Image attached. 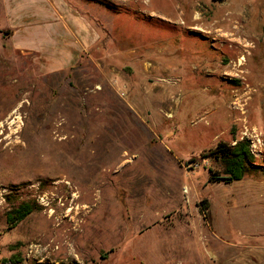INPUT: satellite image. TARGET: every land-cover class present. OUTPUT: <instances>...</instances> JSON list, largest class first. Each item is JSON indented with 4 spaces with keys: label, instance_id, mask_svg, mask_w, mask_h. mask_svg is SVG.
I'll list each match as a JSON object with an SVG mask.
<instances>
[{
    "label": "rangeland",
    "instance_id": "obj_1",
    "mask_svg": "<svg viewBox=\"0 0 264 264\" xmlns=\"http://www.w3.org/2000/svg\"><path fill=\"white\" fill-rule=\"evenodd\" d=\"M76 5L70 68L0 48V264H264V0ZM242 139L258 167L210 181Z\"/></svg>",
    "mask_w": 264,
    "mask_h": 264
},
{
    "label": "crops",
    "instance_id": "obj_2",
    "mask_svg": "<svg viewBox=\"0 0 264 264\" xmlns=\"http://www.w3.org/2000/svg\"><path fill=\"white\" fill-rule=\"evenodd\" d=\"M76 7L75 0H0L1 50L33 57L45 73L70 68L99 39Z\"/></svg>",
    "mask_w": 264,
    "mask_h": 264
},
{
    "label": "trees",
    "instance_id": "obj_3",
    "mask_svg": "<svg viewBox=\"0 0 264 264\" xmlns=\"http://www.w3.org/2000/svg\"><path fill=\"white\" fill-rule=\"evenodd\" d=\"M203 159H211L219 170L209 169V180L227 182L241 180L246 171L256 169L258 166L253 163L254 154L251 143L248 139L237 141L234 145L220 141L205 154ZM34 210L30 203H22L5 214L6 223L10 227L16 226ZM4 264V261H2Z\"/></svg>",
    "mask_w": 264,
    "mask_h": 264
},
{
    "label": "bare ground",
    "instance_id": "obj_4",
    "mask_svg": "<svg viewBox=\"0 0 264 264\" xmlns=\"http://www.w3.org/2000/svg\"><path fill=\"white\" fill-rule=\"evenodd\" d=\"M61 177V176H60ZM65 183H67V182H65ZM68 184V183H67ZM73 186V185H72ZM75 195V194H74ZM74 197V196H73ZM75 198H79V197H76V195H75Z\"/></svg>",
    "mask_w": 264,
    "mask_h": 264
}]
</instances>
